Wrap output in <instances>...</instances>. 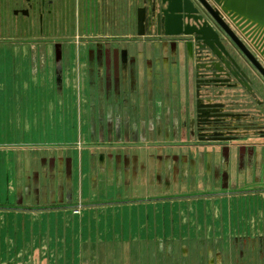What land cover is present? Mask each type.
<instances>
[{"label": "crops", "instance_id": "0c3cea01", "mask_svg": "<svg viewBox=\"0 0 264 264\" xmlns=\"http://www.w3.org/2000/svg\"><path fill=\"white\" fill-rule=\"evenodd\" d=\"M42 1L0 0V264H263L264 89L207 85L226 75L157 32L161 0H98L87 75H38L83 37Z\"/></svg>", "mask_w": 264, "mask_h": 264}, {"label": "water", "instance_id": "95a60500", "mask_svg": "<svg viewBox=\"0 0 264 264\" xmlns=\"http://www.w3.org/2000/svg\"><path fill=\"white\" fill-rule=\"evenodd\" d=\"M161 3L168 7L161 9L158 16L159 34L196 36L197 41L215 55L220 57V50L231 58L223 42L224 35L264 79V0H161ZM202 7L212 22L200 15ZM140 13L139 27L143 30L145 17L143 11ZM192 21L195 25L191 24ZM234 64L239 69L237 62ZM241 77L247 78L245 84L250 87L251 82L244 72ZM212 82L206 81V84L211 85ZM208 108L200 105V124L205 126L203 131L223 122V116L205 111Z\"/></svg>", "mask_w": 264, "mask_h": 264}, {"label": "rangeland", "instance_id": "374dc122", "mask_svg": "<svg viewBox=\"0 0 264 264\" xmlns=\"http://www.w3.org/2000/svg\"><path fill=\"white\" fill-rule=\"evenodd\" d=\"M48 1V0H47ZM60 6L56 7L54 10V15L60 17V27L61 29L74 28L80 26L83 30L81 38L69 39L68 36L71 35L70 32L61 31L59 43L60 47V57L57 58L56 48L53 49V54L47 56V48H44V63L38 65H31V71L36 72L38 75H87V48L79 47V44H84L87 41V29L93 27H101L102 16L105 14H112L115 11V6L112 4L106 5L103 7L102 3H98V0H95L97 5H94V2L91 5H88L87 0H82L81 12L79 20L75 19V8L74 0L73 4H70V0H55ZM93 0H91L92 2ZM100 1V0H99ZM48 3V2H47ZM125 10H128L127 8ZM201 10V9H200ZM50 7H46L45 12V22L49 23L51 17L49 18ZM91 13V15L88 14ZM94 12V13H93ZM123 12L121 7L118 8V13ZM93 13V14H92ZM96 15V16H95ZM98 15V17H97ZM94 16V17H93ZM97 17V18H96ZM206 20L209 18L205 17ZM210 20V19H209ZM48 21V22H47ZM210 22H212L210 20ZM225 45L232 53L236 61L239 63L244 72H246L247 77L253 83V87L264 89V79L257 73V71L251 66L247 59L232 45L229 41L226 40L225 36L222 35ZM51 39L46 38L45 43L50 42ZM70 44L74 45L68 47ZM64 45V47H63ZM68 45V46H67ZM79 45V46H78ZM209 52L203 51L202 56L206 58ZM254 103V101L252 102ZM210 130V129H208ZM264 249V245H263ZM264 264V263H263Z\"/></svg>", "mask_w": 264, "mask_h": 264}, {"label": "flooded vegetation", "instance_id": "af4514ba", "mask_svg": "<svg viewBox=\"0 0 264 264\" xmlns=\"http://www.w3.org/2000/svg\"><path fill=\"white\" fill-rule=\"evenodd\" d=\"M43 7L45 8L46 7V0H43L42 1V4ZM200 15L203 16V18L205 19V17L209 18V15L207 14V12L205 11V9L202 7L201 10H200ZM206 20V19H205ZM208 21L210 22V20L208 19ZM224 42V41H223ZM225 45V43H224ZM199 48L201 50V54L203 51H209L213 57L215 59H207V63L206 64H209L210 65V69L208 66H203L201 67L203 70H206V71H212L213 73H215L214 75H226V78L225 79H220V77H217L216 80L217 81H213L211 83L212 84H230L232 82V78L233 79H237V81H239L240 83H245L247 82V78L245 77H241L242 73L244 72L243 69L241 68V66L239 65V63L236 61V59L234 58V56L232 55V53L229 51V49L227 48V46L225 45L227 51L229 52L231 58L225 56L220 50H219V53H221V58L217 55H215L210 49H208L207 47H205L202 43L199 44ZM234 61L237 62V64L239 65V69L236 67V65L234 64ZM245 75L246 72H244ZM219 81V82H218Z\"/></svg>", "mask_w": 264, "mask_h": 264}, {"label": "built area", "instance_id": "2783aa9c", "mask_svg": "<svg viewBox=\"0 0 264 264\" xmlns=\"http://www.w3.org/2000/svg\"><path fill=\"white\" fill-rule=\"evenodd\" d=\"M76 214L78 213V211L75 212Z\"/></svg>", "mask_w": 264, "mask_h": 264}]
</instances>
